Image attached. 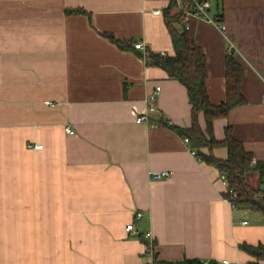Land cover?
Here are the masks:
<instances>
[{"label": "crops", "instance_id": "obj_1", "mask_svg": "<svg viewBox=\"0 0 264 264\" xmlns=\"http://www.w3.org/2000/svg\"><path fill=\"white\" fill-rule=\"evenodd\" d=\"M168 4L0 0V264L256 260L240 244L264 242V213L234 207L219 168L170 125H191L192 104L186 86L148 59L174 53ZM209 12L223 27L196 14L177 25L188 23L206 55L211 101L226 97L230 50L246 99L214 120V135L230 124L264 160V0H210ZM157 85L156 112L138 120ZM199 121L205 127L203 113ZM213 152L227 156L224 146ZM248 180L264 189L258 172Z\"/></svg>", "mask_w": 264, "mask_h": 264}, {"label": "trees", "instance_id": "obj_2", "mask_svg": "<svg viewBox=\"0 0 264 264\" xmlns=\"http://www.w3.org/2000/svg\"><path fill=\"white\" fill-rule=\"evenodd\" d=\"M176 0H169L164 11L165 20L169 27L174 45L173 54L161 55L150 53L149 61L164 68L169 77L182 82L188 91L192 104V123L189 126L170 124L180 134L188 137L196 154L204 161L219 168L226 175L227 189L224 196L234 207L249 208L264 213V189L249 183L248 175L258 172L262 181L264 177V160L254 158V153L248 150L243 141L232 133L231 125H226L225 136L218 139L214 135V120L225 117L229 111L246 102L241 85L244 78L243 67L237 60L235 52L230 50L226 54V97L218 103L211 101L208 88L207 58L202 47L189 35L188 29L177 25L182 19V13H172ZM82 8L68 9L70 12H78ZM106 36L125 46L123 40L116 38L110 32H104ZM205 117V127L199 121V115ZM224 146L227 156L220 157L213 152L214 147ZM203 148H208L205 152ZM241 248L252 254L256 260L248 264H261L264 258V242L251 244L243 242ZM176 264H219L217 260H202L197 257H185Z\"/></svg>", "mask_w": 264, "mask_h": 264}, {"label": "built area", "instance_id": "obj_3", "mask_svg": "<svg viewBox=\"0 0 264 264\" xmlns=\"http://www.w3.org/2000/svg\"><path fill=\"white\" fill-rule=\"evenodd\" d=\"M176 6L179 7L181 9V13H182V19L183 21H187L189 15L191 14H196L198 16H201L202 18H205L211 22H214L216 24H218L219 27H223V24L218 21L216 19V17H214L213 15L210 14L209 12V8H210V0H176ZM154 12L159 13L160 10H154ZM185 27L188 29L189 25L188 23H185ZM135 47L137 48H142L144 51H148V47L145 44L144 41H137L135 42ZM160 89V85L156 86V90L155 91H151L148 94L147 97V101H148V107L147 110L143 113H141L137 119L138 120H149L150 119V115L153 112H156L157 110V105L155 103V97H156V91H158ZM154 124V123H153ZM66 131L68 132H73L72 128L67 125L65 127ZM185 140L189 142L188 137H185ZM30 147L32 148H42L43 144L42 143H38V142H34V143H30L29 144ZM191 151L192 153L196 154V149L191 147ZM151 174L155 177V178H159V177H163V176H169L170 175V171L169 170H153L151 171ZM222 178L225 181V183L227 184V178L226 175L224 173H222ZM141 212H138V215H140ZM134 224L133 223H129L126 226V229L131 230L133 229ZM146 248L148 250H150L151 254L153 255V244L152 242H150ZM222 264H246V263H242L239 261H232L230 259L227 258H223L221 261Z\"/></svg>", "mask_w": 264, "mask_h": 264}]
</instances>
